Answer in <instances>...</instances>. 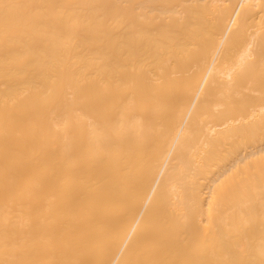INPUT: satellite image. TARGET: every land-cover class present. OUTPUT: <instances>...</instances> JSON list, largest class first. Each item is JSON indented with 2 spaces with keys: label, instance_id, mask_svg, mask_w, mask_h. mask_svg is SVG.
Masks as SVG:
<instances>
[{
  "label": "bare ground",
  "instance_id": "6f19581e",
  "mask_svg": "<svg viewBox=\"0 0 264 264\" xmlns=\"http://www.w3.org/2000/svg\"><path fill=\"white\" fill-rule=\"evenodd\" d=\"M237 250L264 264V0H0V264Z\"/></svg>",
  "mask_w": 264,
  "mask_h": 264
},
{
  "label": "rangeland",
  "instance_id": "374dc122",
  "mask_svg": "<svg viewBox=\"0 0 264 264\" xmlns=\"http://www.w3.org/2000/svg\"><path fill=\"white\" fill-rule=\"evenodd\" d=\"M242 251H234L232 254H230L232 257L229 258V261H227L226 263H222V264H251L250 262H247L249 261L248 257L249 255L251 254V252H244V253H241ZM163 255H189L190 253L188 252H164V253H161ZM226 253L223 255L225 256ZM226 259V257H225ZM164 264H181V262H177L176 261H166V262H163ZM162 263V264H163ZM150 264H159V263H150ZM184 264V263H183ZM192 264H197V263H192Z\"/></svg>",
  "mask_w": 264,
  "mask_h": 264
}]
</instances>
